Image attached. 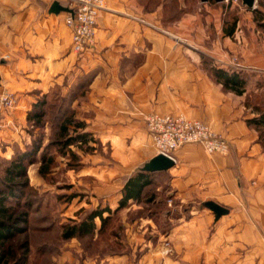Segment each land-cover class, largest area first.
<instances>
[{
    "label": "crops",
    "instance_id": "0c3cea01",
    "mask_svg": "<svg viewBox=\"0 0 264 264\" xmlns=\"http://www.w3.org/2000/svg\"><path fill=\"white\" fill-rule=\"evenodd\" d=\"M27 2L31 5L26 10V0H0V90L29 87L14 72L15 66H28L26 43L38 56L37 89L56 85L62 73L92 75L84 96L74 102L97 142L111 145L112 164L102 158L95 171L107 189L118 184L108 197L114 207L122 196L119 177L131 175L156 155L144 116L174 114L208 123L229 142V152L209 154L197 143L182 146L174 153L172 167L152 173L166 179L165 186L155 185V191L162 187L181 201H213L230 212V207L248 206L251 216L244 217L246 231L241 237L254 240L249 244L264 253V144L256 128L247 124L255 115L242 95L224 89L211 72L212 67H232V56L239 53L243 67L264 73V41L249 33L255 24L233 27L223 21L222 10H185L184 0H106L98 14L94 46L78 54L71 49V36L63 24L67 11L50 13L44 0H36V5ZM174 4L178 8L169 10ZM21 115L15 110L3 116L6 149L1 152L6 157L9 134L19 137L12 128ZM209 218L195 216L190 224L174 227L165 237L174 240L167 249L162 242H146L136 264H200L202 249L211 255L229 253L232 243L227 239L232 234H208L200 224ZM219 239L224 242L218 246ZM170 248L178 259L168 254ZM81 264L134 263L126 255H113L87 258Z\"/></svg>",
    "mask_w": 264,
    "mask_h": 264
},
{
    "label": "rangeland",
    "instance_id": "374dc122",
    "mask_svg": "<svg viewBox=\"0 0 264 264\" xmlns=\"http://www.w3.org/2000/svg\"><path fill=\"white\" fill-rule=\"evenodd\" d=\"M184 2L185 10H208L209 8L222 10L223 21L232 24L233 27L239 23L255 24L254 30L251 31L250 28L249 33L258 36L259 42L264 41V26L261 25L264 23V0H255L253 7L243 5L241 0H184ZM32 3L36 5V0H32ZM45 4L48 6L46 1ZM30 5L31 3L26 0V10ZM176 7L178 8V4L170 5L168 8L176 10ZM63 24H65L64 18ZM68 30L71 36L72 31L69 27ZM236 33L241 34V32ZM233 40L234 42L238 40L235 32ZM27 45L26 43L25 62L29 67L27 65L25 67L15 66L14 72L20 76V79L27 80L29 87L9 91L15 96L16 104L0 115L2 121L7 111L21 110L22 112L19 117L20 121L18 120L15 123L16 126L12 128L13 135L18 134L19 137L13 139L12 134H9L12 139L9 142V157L1 152L6 149L2 121L0 177L3 168L8 164L5 161L6 158L10 159L16 152L30 148L34 140L42 137L37 160L27 167L28 186L23 189L24 200L28 203L27 229L16 240L17 243L27 240L31 245V264H81L87 258L99 260L113 255H126L132 258L133 263L136 264L143 256L144 248L142 247L146 242L151 245H158L159 242H162L164 249H167L172 246L171 243L174 240L165 237L174 227L190 224L187 222L195 216L202 218L206 215L210 218L206 223L200 224L203 230L208 234L216 231L231 233L232 237L227 240L231 241L232 249L227 254L215 253L213 255L205 253L206 250L202 249L200 264H224V262L227 264H264V253H257L255 245L249 244L254 240L243 238L240 234L244 230L246 231L244 217L246 216L249 220L251 216L248 206L245 205V208L237 210L230 207L231 212L228 211L216 219L213 211L205 205L206 201L196 199L181 201L174 198L172 192L164 190L162 187L160 191H155L156 184L161 183L165 186L164 176L153 177V184L146 187L142 201L139 203L129 201L125 207L110 213V219L98 236L63 239L61 237L63 227L78 222L91 210L106 207L114 210L117 206L111 205L113 201H109L108 197L119 186L116 183L114 188L112 186L111 189H107V184L103 183V179L95 171L96 165L103 162L102 158L108 160V164H112L110 144L103 145L97 141H90L82 148L71 146L70 149H60L54 145V141L59 138V118L64 114L62 113L64 108L70 109L68 101L72 96L70 93L75 92V99L78 101L84 96L85 86L80 88L78 85L86 82L87 75L85 76L84 73L77 75L70 72L62 73L56 85L47 88L46 91L37 89L36 59L38 56H36V52L30 50V45ZM227 70L243 72L247 77L246 89L241 95L250 113L255 115L252 118L264 113V73L257 69L243 67L239 53L233 54L232 67H227ZM2 91L0 90V92ZM43 98L47 104L42 119L44 124L42 128H39L27 119V115L28 112L36 110V108L33 109V104ZM71 108L75 116L79 118L75 102ZM255 128L264 144V126ZM150 141L152 144L151 136ZM89 147L90 149H88ZM69 150L75 152L78 157L73 158ZM42 153H46L47 158H52V163H49L48 170L44 174H40L38 171L39 157ZM138 166L141 168L143 164ZM127 176L119 177V185L124 184ZM252 186H256L254 181H252ZM243 199L247 201L245 195ZM105 215L107 212L104 213ZM96 222L99 224V219H96ZM158 233L164 237L159 239ZM216 241L219 242V246L220 242H224V239ZM102 248L103 253H98ZM118 251L120 253H116ZM167 252L168 254L174 253L175 255H171V257L178 259L177 253L172 252L171 248ZM35 253L36 255H34Z\"/></svg>",
    "mask_w": 264,
    "mask_h": 264
},
{
    "label": "trees",
    "instance_id": "16d2710c",
    "mask_svg": "<svg viewBox=\"0 0 264 264\" xmlns=\"http://www.w3.org/2000/svg\"><path fill=\"white\" fill-rule=\"evenodd\" d=\"M261 25L264 26V23ZM211 72L224 89L233 91L238 95L243 94L245 91L247 77L243 72L229 71L216 67H212ZM86 75V82L78 85L80 88L85 86L84 93L81 92L83 94H85L92 79L90 73ZM70 94L72 96H70L69 100L67 99L70 109L67 107L63 109L62 113L64 114L60 116L58 124L59 138L54 141V145L60 147V149H70L71 146L82 148L90 141H97L93 133L87 129L86 122L75 116L71 105L75 100L76 94L75 92ZM46 104L45 98L39 99L33 104V109L36 108V110L28 112L27 119L36 127H43L42 119L45 114ZM247 124L254 127L264 126V113L248 119ZM41 142L42 137H39L34 140L30 148L18 151L10 159L6 158L5 160L8 164L3 168L2 176L0 177V264H31V245L27 240L18 243L16 240L27 229L28 203L24 200L23 189L28 186L27 167L36 162ZM69 151L73 158L78 157L75 152ZM39 161L38 171L40 174H44L48 170L49 163H52V158H47L46 153H42ZM151 184H153V174L137 168L134 173L125 178L122 196L114 210L109 207L91 210L78 222L63 227L61 237L63 239H80L86 236H98L110 219V213L125 207L129 201L136 203L142 201L146 187ZM106 212L107 215L104 216ZM96 219H99V224H97ZM102 251L103 248L100 252H97L102 254ZM116 253H120V251Z\"/></svg>",
    "mask_w": 264,
    "mask_h": 264
},
{
    "label": "built area",
    "instance_id": "2783aa9c",
    "mask_svg": "<svg viewBox=\"0 0 264 264\" xmlns=\"http://www.w3.org/2000/svg\"><path fill=\"white\" fill-rule=\"evenodd\" d=\"M65 2L67 11L64 22L72 31L71 48L81 54L94 46V36L99 12L106 0H45ZM15 96L7 90L0 92V115L13 108ZM144 124L151 136L156 154H163L176 162L174 153L186 144H200L207 153L227 154L229 142L215 133L208 123L183 115L150 113L144 116ZM0 118V131L2 130Z\"/></svg>",
    "mask_w": 264,
    "mask_h": 264
},
{
    "label": "water",
    "instance_id": "95a60500",
    "mask_svg": "<svg viewBox=\"0 0 264 264\" xmlns=\"http://www.w3.org/2000/svg\"><path fill=\"white\" fill-rule=\"evenodd\" d=\"M220 1V0H217ZM242 4L247 7H253L255 0H241ZM48 11L50 13H59L60 11H70L67 7L62 6L59 1H54L52 4H50ZM2 63V60H0V64ZM174 165V161L169 158L168 156H165L163 154H156L154 157L149 159L146 163L143 164L141 169L143 171H147L150 173L158 172V171H165L168 170L170 167ZM205 205L213 211L215 214V218L218 219L220 216L226 214L228 212V209L213 202V201H206Z\"/></svg>",
    "mask_w": 264,
    "mask_h": 264
}]
</instances>
